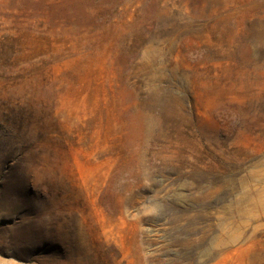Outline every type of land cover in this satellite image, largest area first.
<instances>
[{
    "label": "rangeland",
    "instance_id": "rangeland-1",
    "mask_svg": "<svg viewBox=\"0 0 264 264\" xmlns=\"http://www.w3.org/2000/svg\"><path fill=\"white\" fill-rule=\"evenodd\" d=\"M0 264H264V0H0Z\"/></svg>",
    "mask_w": 264,
    "mask_h": 264
}]
</instances>
